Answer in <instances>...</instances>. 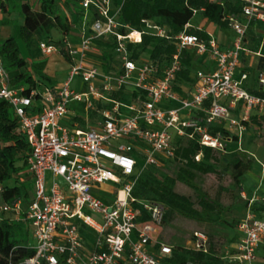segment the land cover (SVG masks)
<instances>
[{
	"label": "built area",
	"instance_id": "obj_1",
	"mask_svg": "<svg viewBox=\"0 0 264 264\" xmlns=\"http://www.w3.org/2000/svg\"><path fill=\"white\" fill-rule=\"evenodd\" d=\"M239 1L241 11L225 16L236 32L232 47L223 49L212 36L188 32V23L174 37L176 50L164 65L149 55L133 56L129 45L142 43L145 31L120 32L119 9L112 0H81L79 42L68 33L58 43L39 42L42 54L60 53L68 63V76L57 86L41 83L27 90L12 85L0 55V98L13 105L27 136L34 184L29 203L17 198L1 207L27 223L36 239L35 253L19 264H165L161 258L172 256L173 246L157 239L165 207L151 201L135 204L139 166H159L163 157H174L180 138L227 154L248 152L243 142L253 116L264 121V71L257 75L263 94H255L246 83L249 73L238 75L237 69L249 29L264 22V0ZM91 6L99 16L89 21ZM5 12L0 1V24ZM143 22L155 35L170 38L163 26ZM101 39L114 40L109 71L92 55ZM189 48L210 54L217 68L197 71L187 93L176 81ZM77 76L84 90L80 83L73 85ZM126 93L130 102L124 100ZM79 110L85 113L79 118L94 116L97 124L83 128L62 122ZM242 197L246 211L237 226L240 236L222 258L230 264H264V209L259 208L264 195L243 191ZM87 230L95 233L91 247ZM194 236V249L208 252V235L198 230Z\"/></svg>",
	"mask_w": 264,
	"mask_h": 264
},
{
	"label": "trees",
	"instance_id": "obj_2",
	"mask_svg": "<svg viewBox=\"0 0 264 264\" xmlns=\"http://www.w3.org/2000/svg\"><path fill=\"white\" fill-rule=\"evenodd\" d=\"M6 9H11L22 17V22L17 23L16 34H11L0 41V55L4 67L8 70L11 84L25 86L28 89L41 83L48 84L45 79L35 78L28 68V61L21 55L19 39L30 48L38 44L41 39L53 40L52 31L57 29L67 33L71 30V24L67 18L56 8L55 0H38L41 9H34L30 0H9L6 3L0 0ZM74 2L77 0H73ZM113 6L119 9L117 19L122 26L119 31L127 33L131 30L145 31L143 41L139 44H130L129 49L133 56L138 58L144 54L152 59L166 64L176 50L174 37L182 32L185 25L194 17L195 10H200L203 15L223 27L228 26L225 16L228 13H239L242 5L239 0H112ZM81 2V0H80ZM70 0H66L69 4ZM76 3V2H75ZM83 9V7L81 6ZM89 21L97 18L98 11L94 6L89 8ZM83 15V10L80 11ZM143 20H151L163 26L170 38L155 35L150 31ZM3 22L8 23V20ZM190 33H196L203 38L207 34L202 31L188 29ZM264 38L254 45L249 46L256 51ZM104 43V51L101 55L103 68L109 71L112 68L114 58V40L101 39ZM184 69L178 78L188 77L190 72V54L184 51ZM259 70L264 71V57H261ZM178 87V86H177ZM179 89V88H178ZM255 94H263L262 90L249 89ZM121 91L120 94H122ZM264 134V130L262 131ZM264 143V139H263ZM201 153V159L196 156ZM210 147L200 145L196 140L180 138L175 141V155L172 158H162L159 166L149 165L138 171V179L133 195L136 205L151 201L163 205L166 209L165 221L170 219L176 211L182 212L191 218H200L204 213L214 211V203L198 195L197 200L173 189V180L168 176L161 178V169L171 163H178V177L188 181L194 179L197 174H209L217 172L216 164L220 163V154ZM30 146L27 136L23 131L19 117L13 105L0 98V264H19L24 258L35 253L33 246L29 244L31 233L29 226L23 221L7 216L1 212V207L6 203H12L17 198H22L24 204L30 202L33 193V178L28 166ZM227 167L231 170L237 184H240L242 176L253 167V160L243 158L238 152L230 153ZM263 210L264 207H259ZM146 219V218H145ZM239 223V222H238ZM235 242V241H234ZM173 246V245H172ZM159 245L154 246V253L159 256ZM225 252H219L214 245H210L208 252L192 248L173 246L171 257L161 258L165 264H186L192 261L194 264H230L222 258Z\"/></svg>",
	"mask_w": 264,
	"mask_h": 264
},
{
	"label": "rangeland",
	"instance_id": "obj_3",
	"mask_svg": "<svg viewBox=\"0 0 264 264\" xmlns=\"http://www.w3.org/2000/svg\"><path fill=\"white\" fill-rule=\"evenodd\" d=\"M70 1L71 2L66 5L63 0H59L56 6L57 10L63 13L67 20L72 19L73 14H75V17H78V14L73 12V6H76V1ZM14 16V13H10L9 15H5L3 19L9 17V21H13ZM77 23L78 21H76L75 25ZM191 24L195 28L207 30L216 38L219 36L222 38L224 35L231 32L228 27H222L215 22H208L206 17L200 11L195 13L191 20ZM4 26H6L7 29H10L6 34H16L17 22L4 23L2 21L0 27ZM57 31H52L55 37H58L61 34L59 30ZM19 44L21 55L30 60L31 65L35 68H41L42 70L47 71L53 76V80L56 78H66L68 76L66 64L60 58H57V54L34 59L29 52V48L20 39ZM104 46V43H99L97 44L96 50L103 52ZM41 77L49 83L48 77L44 75H41ZM80 81L81 79L77 76L74 79L73 85L80 83V90H84V84ZM63 123H65V121ZM263 130L264 121L260 123L258 127H254L250 130L249 139L244 138L243 145L248 152H239V154L245 159L253 160V167L248 173L242 176L240 184L236 183L231 170L227 167L230 159V155L227 153L220 154V163L216 164L217 172L197 174L194 179H189L188 181L181 180L178 177L180 166L178 163L168 164L161 169L159 176L161 178L168 176V178L173 180L174 190L190 196L195 201L197 200V196L200 195L213 202L215 209L210 214L204 213L200 218H191L182 212L176 211L173 216L165 221V223L159 228L157 234L158 240L176 247L193 249L196 245L194 232L200 230L208 235L210 245H214L219 252H225L228 250V247L240 236V231L237 226L246 211L242 192L247 191L251 195L252 191L256 190L259 195H264ZM26 226H28V224H26ZM30 233V242L32 245H35L36 241L32 238L31 229ZM88 241L91 240L89 239Z\"/></svg>",
	"mask_w": 264,
	"mask_h": 264
},
{
	"label": "crops",
	"instance_id": "obj_4",
	"mask_svg": "<svg viewBox=\"0 0 264 264\" xmlns=\"http://www.w3.org/2000/svg\"><path fill=\"white\" fill-rule=\"evenodd\" d=\"M4 1L6 3H9V0H4ZM63 1H64V4H66V0H63ZM58 2H59V0H55L56 6H57ZM30 3L33 5L34 9H36V10L41 9V4L38 0H30ZM66 5H68V4H66ZM75 5L76 6H73V12L77 13L78 17H75V14H73L72 19H68L69 20L68 22L71 24V30H70V32H67V33L73 39L74 42H79L80 41L79 33H80L81 28L83 26L84 15L80 14V11L83 10L81 8L80 0H78V2L76 1ZM10 13L15 14V16L13 17L14 18L13 21H11V20L9 21V19H10L9 17L3 19L5 15H9ZM4 16L1 20V22L4 20H8V23H10V22L21 23L22 22V17L19 14H17L16 12L12 11L11 9H6ZM75 20L78 21V23L76 25H75V23H76ZM208 22H211V21L208 20ZM189 24H190L189 28L192 27L194 30L202 31V32L206 33L208 37L212 36L207 30L195 28L191 24V22ZM226 27L230 28V30H231L230 33H228L227 35H224V37H222V38H221V36H219L217 38L214 37V38H216L219 45L223 49L232 47V45L235 41V38H236V32L231 27H229V26H226ZM54 30L57 31V29H54ZM9 31H10V29H7L6 26L0 27V41L7 38L9 35L12 34V33L6 34V32L8 33ZM60 33L61 34L58 37H55L54 33H52V36L54 37V39L60 40L63 37V35L67 34V33H64L61 31H60ZM261 38H264V22L263 21H257L255 23H253V25L251 26V28L248 31L247 40H246L247 50L242 53L241 63H240L239 68L237 69L238 75H240L243 72L249 73L248 80L246 81L247 85L249 86V89L261 90L260 86L258 85L257 75H258V72H260V70L258 68L259 63L261 62L260 59H261V57H264V44H263V42H261L259 47H257L256 51L251 50L249 48V46L254 45V43L256 41L259 42L261 40ZM41 40H43V39H41ZM41 40L38 41V44H36V45L34 44L33 46H31L29 48V50H30L29 52H30L31 56L34 59H37V58L40 59L43 57L53 56L54 54H57L58 55L57 58H60L66 64L67 71L69 73V66H68V63H67V61L63 55H61L60 53H52L51 55H46V56L42 55V52L39 48V42ZM44 40H46V39H44ZM96 49L97 48H95V50L93 51V54H92L93 57L94 58H99V57L101 58V56H100L101 52L97 51ZM185 51H186V53L190 54V62H191L190 63V72H189L187 78L180 76V78L177 79L176 84L178 86L177 88H179L180 91L188 93L189 90L191 89V86H192V85H190V82L193 81V79L195 78L197 71L202 70V71H206V72H213L217 68V62L210 54H208V53L198 54L194 48H189ZM145 55H147V54H145ZM33 58H31V59H33ZM27 61H28V64H27L28 68L33 73L34 77L37 79H39L41 77V75L48 77V79H49L48 85L57 86L67 78V77L66 78H58V79L56 78L53 80V76L50 75L47 71H44L41 68H35L33 65H31L30 60L27 59ZM183 64H184V60H183ZM79 85H80L79 87H81V84H79ZM124 100L126 102H130L131 98H130V95L128 93H126V95H124ZM77 108L80 109V107H77ZM77 113H79V114L76 115L74 113H69V115H67V117L65 119H63V122L65 121L64 124L69 125V126H74V125H76V123H78L79 127H83V128H88V126L97 124V119H95L94 116L89 117V120L86 121V118H87L86 116H83V117H86L85 119L79 118L80 114L85 115V113L83 111L79 110V112H77ZM235 113L238 115V112H235ZM262 122L263 121L259 120V118H257L256 115L253 116L252 123L250 124L248 131L246 132L244 138L249 139L250 138V130H252L254 127H258L260 125V123H262ZM230 148L234 149L235 145L233 143H231ZM50 176L51 175H49V177ZM254 191H256V190H254ZM254 191H252V193ZM246 193L250 194L247 191H246ZM6 215L16 219L17 221H20L16 216H13L12 214H6ZM25 224H27V223H25ZM86 237H87V246L91 247L92 243L94 241L95 233L91 230H87ZM32 238H34L33 233H32ZM89 239L91 241H88ZM34 240L36 241L35 238H34ZM29 244L31 246L36 245V244L32 245L30 241H29Z\"/></svg>",
	"mask_w": 264,
	"mask_h": 264
},
{
	"label": "bare ground",
	"instance_id": "obj_5",
	"mask_svg": "<svg viewBox=\"0 0 264 264\" xmlns=\"http://www.w3.org/2000/svg\"><path fill=\"white\" fill-rule=\"evenodd\" d=\"M133 37H136L137 39L140 37V35L137 33V32H135L134 34H133Z\"/></svg>",
	"mask_w": 264,
	"mask_h": 264
}]
</instances>
